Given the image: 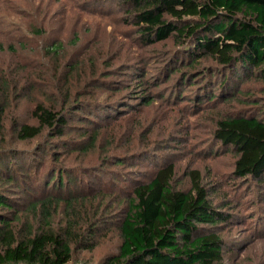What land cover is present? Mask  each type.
<instances>
[{"label": "trees", "instance_id": "1", "mask_svg": "<svg viewBox=\"0 0 264 264\" xmlns=\"http://www.w3.org/2000/svg\"><path fill=\"white\" fill-rule=\"evenodd\" d=\"M114 1L129 17L143 44L175 39L178 48L162 73L166 80L188 66L182 84L205 80L203 87H197L199 101L231 103L246 80L264 82V0ZM57 49L50 51L55 53ZM204 59H212L218 66L203 69L197 77L192 75L191 69ZM161 81L157 76L149 84L157 87ZM0 84V92L6 93L7 80ZM152 103L147 101V106ZM118 107L104 109L85 103L66 112L37 104L32 110L36 124L17 123L13 130L21 142L45 136L37 154L51 145L50 156L56 159L61 146L67 157L72 153L87 155L98 147L102 129L98 120L84 117L86 112L101 121H117L125 115V109ZM4 111L0 103V120ZM263 114L231 111L215 122L214 137L235 151L234 174L238 177L264 181ZM76 119L94 128L78 126L75 133ZM139 128L129 130L128 147L123 153L106 150L111 161L108 169L93 166L79 171L64 164L44 167L46 156L30 158L15 148L2 151L0 264H69L75 248H97L109 225L118 232L119 246L96 264H221L226 242L212 228L227 221V215L215 205L199 171L190 172L191 185L186 188L176 186L172 162L153 161L154 170L144 171L145 161L152 162L153 146L144 145L140 151L133 138ZM59 138L63 140L50 141ZM110 201H115L114 211L120 208L112 220L105 219L111 210L106 208ZM94 203L102 211L91 215L88 208ZM60 213L63 217L59 221ZM94 215L100 216L96 223Z\"/></svg>", "mask_w": 264, "mask_h": 264}, {"label": "rangeland", "instance_id": "2", "mask_svg": "<svg viewBox=\"0 0 264 264\" xmlns=\"http://www.w3.org/2000/svg\"><path fill=\"white\" fill-rule=\"evenodd\" d=\"M128 21L114 0H0V82L7 80L8 85L6 93L0 92V103L5 106L0 120V153L15 148L30 158L46 156L44 167L64 164L79 171L93 166L108 169L111 161L106 150L123 153L128 147L129 130L140 127L133 137L140 151L144 145L153 146L152 162L145 161L143 170L153 171V161L172 162L179 188L189 187L190 172L199 171L215 205L227 215V221L212 228L226 242L221 264H264V181L236 176L235 151L219 143L213 133L217 118L223 114L264 113V82L246 80L231 103L201 102L197 87H203L205 80L196 79L193 85L181 83L188 66L166 80L162 73L178 48L175 39L145 45ZM53 47H58L55 53L50 51ZM209 66L218 64L212 59L197 61L192 75L199 76ZM157 76L162 81L152 87L149 83ZM150 100L153 103L147 106ZM85 103L125 109V115L117 121H101L86 112L84 117L98 120L102 129L98 147L87 155L72 153L67 157L61 146L56 159L50 156L51 145L37 154L45 136L21 142L14 134L13 125L17 123L36 124L32 110L37 104L67 112ZM73 124L75 133L78 126L94 128L77 119ZM56 140L63 139L50 141ZM106 208H111L105 217L109 220L120 209L114 211L115 201L106 203ZM101 209L94 203L88 211L99 214ZM62 217L60 213L57 220ZM99 217L92 216L94 222ZM107 229L94 250L75 248L69 264H96L115 253L118 232L112 225Z\"/></svg>", "mask_w": 264, "mask_h": 264}]
</instances>
